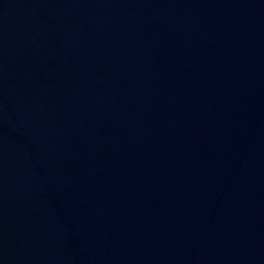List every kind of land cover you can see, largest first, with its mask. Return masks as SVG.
Returning a JSON list of instances; mask_svg holds the SVG:
<instances>
[{
    "label": "water",
    "instance_id": "obj_1",
    "mask_svg": "<svg viewBox=\"0 0 264 264\" xmlns=\"http://www.w3.org/2000/svg\"><path fill=\"white\" fill-rule=\"evenodd\" d=\"M0 264H264V0H0Z\"/></svg>",
    "mask_w": 264,
    "mask_h": 264
}]
</instances>
